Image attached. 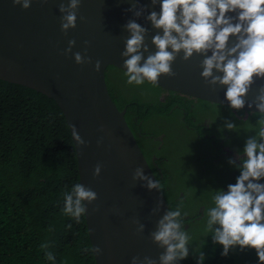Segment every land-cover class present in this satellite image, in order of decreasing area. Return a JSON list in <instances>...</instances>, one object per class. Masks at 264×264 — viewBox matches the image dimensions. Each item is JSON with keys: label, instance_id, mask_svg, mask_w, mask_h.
Here are the masks:
<instances>
[{"label": "water", "instance_id": "95a60500", "mask_svg": "<svg viewBox=\"0 0 264 264\" xmlns=\"http://www.w3.org/2000/svg\"><path fill=\"white\" fill-rule=\"evenodd\" d=\"M61 2L67 4L69 0H32L28 9L14 4L13 0H0V79L28 86L54 99L70 131L74 125L88 142L86 145L74 142V145L80 182L98 194L95 202H86L85 214L92 248L100 246L104 250L102 255L93 252L96 264H131L132 257L137 255L150 256L159 264V256L165 249L153 242L150 233L156 230L158 220L170 207L160 190L150 191L142 186V181L132 179L139 166L153 179L157 177L126 119L127 108L120 109L111 95L106 73L109 66L126 71V58L121 53L130 35L124 25L130 19L149 29L146 43L153 53L157 49L152 37L158 31L162 34V30L153 28L144 17L137 18L125 11L131 7L132 0H81L77 26L65 34L61 30ZM161 2L158 0L153 6L151 0H140L148 5L145 15L151 11L159 13ZM71 39L76 40V45L72 53L65 54ZM85 41H90V45ZM235 42L236 37L231 36L228 46ZM75 52L92 57V63L77 64ZM211 54L209 50L207 55ZM204 58L194 53L185 61L181 51L172 63L176 75L162 74L156 85L230 106L227 86L213 88L201 76ZM96 60L102 61L99 72L95 71ZM261 86L264 79L255 78L246 99L254 100ZM243 109L258 112L255 105L249 108L246 104ZM101 137L103 143L98 145ZM97 163L103 165L99 177L93 175ZM159 200H163V207L157 215H152L151 210ZM97 205L100 210L94 211ZM133 217L146 225L142 235L135 234Z\"/></svg>", "mask_w": 264, "mask_h": 264}, {"label": "clouds", "instance_id": "9594fccd", "mask_svg": "<svg viewBox=\"0 0 264 264\" xmlns=\"http://www.w3.org/2000/svg\"><path fill=\"white\" fill-rule=\"evenodd\" d=\"M13 3L28 9L32 0H13ZM151 3L155 6L158 0H151ZM80 4L81 0L60 3L59 11L63 14L61 30L65 34L77 26ZM160 9L159 13L151 11L145 15L148 5L141 4L140 0H132L131 7L125 10L137 18L144 17L153 28L162 30V34L158 31L152 37V43L157 49L153 53L146 43L148 28L135 19H130L124 25L130 33L125 41V50L121 53L126 58L124 69L127 83L142 85L147 81L156 85L162 74L176 75L172 63L181 51L185 61L196 53L205 57L201 61V76L206 83L213 88L217 85L227 86L226 98L231 108L240 110L246 104L249 108L255 105L260 115L259 128L255 136L246 140L242 162L237 164L235 159L229 158V163L240 169V175L235 184L227 186V191H216L214 206L206 210V230L212 234L214 243L223 245L222 255L227 256L235 246L241 250L250 247L256 250L259 264H264V183L258 182L264 179V86L260 87L254 100L246 99L255 78L264 79V0H162ZM229 12L236 15H227ZM231 36L236 37V42L229 47ZM84 43L90 45L91 42ZM68 45L65 54L72 53L76 40H69ZM209 50L212 53L210 56L207 55ZM74 59L77 64L92 63V57L81 52H75ZM101 66L102 61L96 60L95 71L99 72ZM224 127L228 130L236 129L232 122H226ZM100 130H104L103 126ZM71 134L74 142H79V145L88 143L74 125H71ZM102 143L103 137L97 141L98 145ZM102 168L103 165L97 163L93 175L99 177ZM132 179L142 181V186L150 191L160 190L163 194V184L145 174L142 166L134 170ZM97 199V192L90 187L81 182L74 183L70 191L63 193L61 212L80 223L81 217L87 213V204ZM162 207L163 200H159L151 214L157 215ZM182 207L183 201L175 210L165 212L158 220L156 230L150 233L153 242L165 249L159 256V264H177L189 255L191 237L184 229ZM99 210L97 205L94 211ZM114 211L119 214L118 209ZM131 223L136 225V235L144 233L146 225L139 218L133 217ZM71 227L69 224L68 228ZM49 230H52L51 227ZM41 247L47 248L48 244ZM92 251L95 255H102L104 250L94 246ZM47 259L55 262L56 256L49 251ZM204 259L205 254L201 251L198 264H203ZM131 264L158 262L150 256L141 258L137 255L132 257Z\"/></svg>", "mask_w": 264, "mask_h": 264}, {"label": "trees", "instance_id": "16d2710c", "mask_svg": "<svg viewBox=\"0 0 264 264\" xmlns=\"http://www.w3.org/2000/svg\"><path fill=\"white\" fill-rule=\"evenodd\" d=\"M107 70L113 80L106 77L111 95L120 109L127 104L126 119L140 146L130 117L135 99L145 101L143 97L154 96L160 100V94L166 93L164 103L206 102L158 85L151 84V88L147 81L142 86L128 84L126 71L116 66ZM171 106L162 104L159 116ZM223 108L228 116L243 112L249 119H260L259 112ZM77 182L80 176L74 141L56 101L28 86L0 79V264H96L85 215L76 223L61 212L63 193ZM163 193L174 210L164 188ZM189 236V255L177 264H198L201 251L205 254L203 264H259L254 248L235 246L224 256L223 245L214 243L211 233L201 238ZM43 244L48 247L42 248ZM49 251L56 256L55 262L47 259Z\"/></svg>", "mask_w": 264, "mask_h": 264}, {"label": "flooded vegetation", "instance_id": "af4514ba", "mask_svg": "<svg viewBox=\"0 0 264 264\" xmlns=\"http://www.w3.org/2000/svg\"><path fill=\"white\" fill-rule=\"evenodd\" d=\"M143 98L146 100L135 99L130 110L133 129L152 170L174 203V210L183 201L184 229L189 232L194 227L192 236L201 238L208 234L206 207L214 206L217 190L227 191V186L240 175V169L230 164L229 158L237 164L242 162L246 140L256 135L259 118L249 119L248 113L243 112L228 116L223 108L227 105L207 100L201 105L192 101L164 103L168 99L166 93L160 94V100L154 96ZM162 104L172 106L160 117ZM127 107L126 104L124 108ZM226 122L234 123L236 129L228 130L224 127ZM258 182L264 183V179Z\"/></svg>", "mask_w": 264, "mask_h": 264}, {"label": "rangeland", "instance_id": "374dc122", "mask_svg": "<svg viewBox=\"0 0 264 264\" xmlns=\"http://www.w3.org/2000/svg\"><path fill=\"white\" fill-rule=\"evenodd\" d=\"M109 77L110 78V80L113 82V80H112V74H111V72H109L108 70H107V73H106V77ZM142 85H144V84H142ZM141 85V86H142ZM109 86V85H108ZM148 86L149 87H151V88H154V86L153 85H151V84H148ZM229 120L230 121H234V118L233 117H229ZM236 120V119H235ZM206 209H208L207 207H206ZM207 219H208V217H205V225L207 226ZM195 230V228L194 227H192V229H191V231H189L188 233L189 234H192V231H194Z\"/></svg>", "mask_w": 264, "mask_h": 264}]
</instances>
